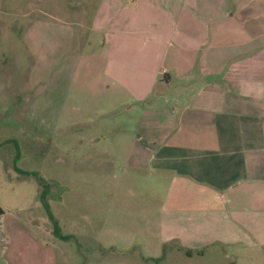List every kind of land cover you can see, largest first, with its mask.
Returning a JSON list of instances; mask_svg holds the SVG:
<instances>
[{"label":"rangeland","instance_id":"374dc122","mask_svg":"<svg viewBox=\"0 0 264 264\" xmlns=\"http://www.w3.org/2000/svg\"><path fill=\"white\" fill-rule=\"evenodd\" d=\"M257 1L0 0V264H264L231 220L165 203L171 173L132 139L168 102L106 69Z\"/></svg>","mask_w":264,"mask_h":264},{"label":"crops","instance_id":"0c3cea01","mask_svg":"<svg viewBox=\"0 0 264 264\" xmlns=\"http://www.w3.org/2000/svg\"><path fill=\"white\" fill-rule=\"evenodd\" d=\"M255 4L209 21L186 6L196 26L176 20L166 41L129 43V55L106 69L135 98L168 102L132 139L171 173L165 203L231 220L264 249V2Z\"/></svg>","mask_w":264,"mask_h":264}]
</instances>
